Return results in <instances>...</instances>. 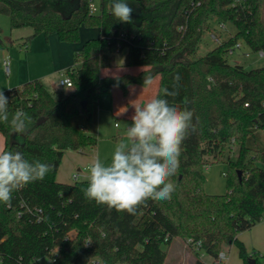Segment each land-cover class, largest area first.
<instances>
[{
	"label": "trees",
	"instance_id": "1",
	"mask_svg": "<svg viewBox=\"0 0 264 264\" xmlns=\"http://www.w3.org/2000/svg\"><path fill=\"white\" fill-rule=\"evenodd\" d=\"M90 1L0 0L11 29L32 28L25 45L39 34L76 43L82 26L101 29L75 55L81 66L68 68V91H50L41 79L3 91L10 114L22 109L31 117L24 135L0 123L4 149L53 169L43 181L14 192L11 207L0 203V264H167L166 246L179 238L191 239L192 264H207L202 255L216 258L226 244L237 246L244 264H263L238 235L264 219V66L231 64L228 50L242 40L264 51V0H127L134 9L131 23L110 14L111 0H100L97 13L90 12ZM213 21L236 31L198 56ZM125 50V65L143 67L140 73L103 76V69L116 66L115 54ZM157 74L156 97L194 112L195 130L183 141L179 169L170 178L176 185L171 199H149L129 215L87 200L82 188L88 179L59 182L66 150L98 144L73 117L84 113L90 122L92 103L102 94L111 95L114 86L126 94L129 85H143L145 77ZM164 89L175 95L163 96ZM233 145L239 146L235 160L226 154ZM226 155L228 191L207 194L205 170Z\"/></svg>",
	"mask_w": 264,
	"mask_h": 264
},
{
	"label": "clouds",
	"instance_id": "2",
	"mask_svg": "<svg viewBox=\"0 0 264 264\" xmlns=\"http://www.w3.org/2000/svg\"><path fill=\"white\" fill-rule=\"evenodd\" d=\"M133 12L127 0H111L110 14L116 20L131 23ZM151 82L145 77L143 85ZM170 95L175 93L163 90V96ZM8 104V97L0 91V123L17 135L26 134L31 117L22 109L10 114ZM133 107L126 141L117 144L110 162L92 160L87 187L82 188L90 202L129 215L149 199H171L176 185L170 178L179 169L181 145L189 130H195L192 110L181 109L160 96ZM52 169L49 163L29 161L20 151L0 149V203L11 207L14 192L43 181Z\"/></svg>",
	"mask_w": 264,
	"mask_h": 264
},
{
	"label": "rangeland",
	"instance_id": "3",
	"mask_svg": "<svg viewBox=\"0 0 264 264\" xmlns=\"http://www.w3.org/2000/svg\"><path fill=\"white\" fill-rule=\"evenodd\" d=\"M92 1L99 8L100 0ZM212 24L213 31L218 32V36L221 40L228 39L229 35H232L236 31V27L230 23L226 24L227 30L220 28L218 22L216 23L213 21ZM100 32L101 29L99 27L82 26L80 40L75 44H83L82 42L85 38L93 35L99 36ZM32 33L33 30L31 27L11 29L9 16L0 13V91L8 89V87H11L8 85H10V83H15V80H17L16 72L12 76H7L4 72L2 62L4 52H7L10 55L13 64L20 62V66L17 69H20V73L28 75L31 79L38 77L48 84L50 79L54 80V78L56 79V77L61 76L60 73L62 71L51 75L52 71L55 70V64H58L60 61L59 58L61 57L50 50L51 45L49 42L45 41L42 34L32 37L31 41L25 45V42ZM217 45V42L210 38V31H206L202 37V42L197 49V55L203 56L206 52ZM244 52H250V55L246 56ZM125 55L126 50L115 54L117 69L121 70L127 67L125 65ZM230 59L233 62L235 61L236 63L242 64L247 69L264 66V58L259 57V52L250 50L245 46L241 49L235 50L234 55L230 56ZM59 89V92L61 93L69 90L67 87L61 86ZM112 89L113 91L120 90L116 86ZM111 103V95L102 94L98 100H95V102L92 103L93 117L90 122L86 121L84 113H80L78 116L73 117V122H75L78 127H82L88 133L98 137V144L96 148L86 149V153L66 150V154L62 159L57 173V176L62 180L74 181L73 174H79L78 168L84 169V166L89 167L92 160L96 158H99L102 162H110L112 153L117 144L122 140L126 141L127 137H125L123 133L126 132L128 123L123 117H116L113 115ZM5 143V136L0 131V149H4ZM238 147L239 146L233 145V148L231 149L232 151H227L226 154H230V159H236ZM227 155L222 161L212 162L207 166V169L205 170L206 183L204 186V191L207 194L224 195V193L228 191V178L226 174L229 170V162L227 160ZM88 175L89 169L87 168V170H84L83 174H79L78 181L87 179ZM3 240L4 239L0 240V243ZM177 241L180 242L179 244L177 243L178 245L174 244L166 246L167 264H180L182 262L188 264L186 260L189 258L190 260L193 259L192 252L194 251V248L181 238ZM256 246L257 248H260L258 243ZM222 250L225 253L227 252L230 264H240L243 262L240 255H238V248L235 244H226ZM188 253L190 255H188ZM202 257L207 264H213L215 259L213 256L206 254L202 255ZM259 258L263 261L262 256L259 255ZM43 262L45 263V259Z\"/></svg>",
	"mask_w": 264,
	"mask_h": 264
},
{
	"label": "crops",
	"instance_id": "4",
	"mask_svg": "<svg viewBox=\"0 0 264 264\" xmlns=\"http://www.w3.org/2000/svg\"><path fill=\"white\" fill-rule=\"evenodd\" d=\"M80 37H81V35H80ZM94 37H98V36H96V35L89 36L83 40V42H82L83 44L79 43L77 45L75 43H67V42H63V41L60 42L57 35L52 34L48 38L44 36L45 41L49 42L51 45V49L50 48L49 49L53 53H55L56 55L61 57V58H59L60 61L58 62V64L57 65L55 64V67H54L55 70L52 71L51 75L57 74L59 71L68 70V68L72 67V66H76V67L81 66V64L79 62L77 63L75 61V59H74L75 55H77L78 52L81 51V49L83 48L82 45H84V42L86 40L93 39ZM19 66H20V62H18L16 64L12 63L11 73L7 76H12L16 72L17 80H15V83L9 82L10 85H8V86H11V87H8V89H10L12 87H17L18 85H22L25 82L32 81V79H40L38 77L31 79L28 77V75H26V74L23 75L22 73L19 72L20 69H17V68H19ZM142 69H143V67L127 66V67L120 70V69H117L115 66V67H110V69H103L102 74H104L103 76L124 75L125 73L137 75L140 73V71ZM119 71H121V72H119ZM60 77L58 76V77H56V79L54 78V80L50 79L48 84L43 79H41V80L44 82L47 89H49L50 91H58L59 92V90H60L59 89L60 88V83H59ZM160 80H161V76H160V74H157V76H155L154 78L151 79L152 82L150 85H146V86L138 85V84L129 85L128 86V92L126 94H124V92L120 88H119L120 90H116V91L114 90L113 93L111 94V98H112L111 104H112L113 115L116 117H118V116L123 117L128 123L127 128H129L131 126V119L130 118H131V115L134 113L133 105L134 104H141L142 105L145 102H147L148 100L155 98L157 96V93H158L159 88H160L159 87ZM67 89H69V88H67ZM72 122H73V119H72ZM73 123L76 127H78L75 124V122H73ZM78 128H80V127H78ZM80 129H83V128L81 127ZM123 134L126 137V132H124ZM76 152L86 153L85 150H82V152H80V151H76ZM83 168L84 169L78 168L79 174H83L84 170H87L88 166H87V168L85 166ZM79 174H78V178H79ZM57 180L59 182H63V183H67V182L71 183V182L75 181V179H74V181H69V180L65 181V180H62L61 178H59L58 176H57ZM238 238H239V240H242L245 243L248 252L257 253L263 257V255H264V219L261 220L260 222H258V224H256V226H254L253 228H251L249 230L241 231V233H239V235H238ZM177 240L178 239H175L171 245H174V244L178 245L180 242ZM257 243L260 245V248H257V246H256ZM225 254H226L227 258H226L224 264H230V261H229L230 259H229L227 252ZM188 255H190V254L188 253ZM188 260H189V263L191 262V264H192L193 259L190 260V258H189ZM240 264H243V262Z\"/></svg>",
	"mask_w": 264,
	"mask_h": 264
},
{
	"label": "built area",
	"instance_id": "5",
	"mask_svg": "<svg viewBox=\"0 0 264 264\" xmlns=\"http://www.w3.org/2000/svg\"><path fill=\"white\" fill-rule=\"evenodd\" d=\"M97 11H98V7H97L96 4L91 0V1H90V12H91V13H97ZM219 26H220V28L227 30V28H226V23H219ZM210 38H212L214 41H216L217 44L222 42L221 38H219V36H218V32L211 31V32H210ZM244 46L247 47L244 41H242V40L237 41V42H236V43H235V44H234V45L228 50L229 56L234 55L235 50H237V49H241V48H243ZM247 48H248V47H247ZM248 49H250V48H248ZM250 50H251V49H250ZM257 52H259V57L264 58V51H263V50H259V51H257ZM244 53H245L246 56H249V55H250V52H244ZM2 62H3V67H4V71H5L6 75H9V74L11 73V69H12V62H11V57H10V55H9L7 52H4V54H3V58H2ZM60 75H61V77H60V81H59V83H60V86H61V87H67V88H69V87H71V86L73 85V80H72L71 76L68 74L67 70H63V71L60 73ZM86 168H87V167H86ZM88 168H89V167H88ZM73 177H74L75 180H77V179H78V173H75V174L73 175ZM186 242H187V244L189 245V243H191V239H189V240L186 241ZM200 246H201V242H200V241L194 242V247H195L196 249H199ZM226 258H227L226 254H225L223 251H221V252L218 254V257H216V258L214 259L213 264H224ZM41 260H44V258H42ZM45 262L47 263V262H49V260H48V259H45ZM186 262H187L188 264H190V263H189V260H186ZM94 264H99V261H94ZM180 264H185V262H184V263L182 262V263H180Z\"/></svg>",
	"mask_w": 264,
	"mask_h": 264
},
{
	"label": "water",
	"instance_id": "6",
	"mask_svg": "<svg viewBox=\"0 0 264 264\" xmlns=\"http://www.w3.org/2000/svg\"><path fill=\"white\" fill-rule=\"evenodd\" d=\"M234 63H236L235 61L233 62V61H231V64H234ZM81 106H83V108H86L87 107V101L86 100H84V101H82L81 102ZM239 176H241V171H239ZM256 263V261L255 260H253L252 261V264H255ZM264 264V263H263Z\"/></svg>",
	"mask_w": 264,
	"mask_h": 264
}]
</instances>
